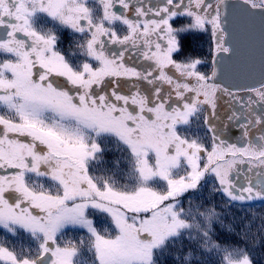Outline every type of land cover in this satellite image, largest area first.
<instances>
[{
	"label": "snow or ice",
	"instance_id": "6c2138e0",
	"mask_svg": "<svg viewBox=\"0 0 264 264\" xmlns=\"http://www.w3.org/2000/svg\"><path fill=\"white\" fill-rule=\"evenodd\" d=\"M223 4L0 0V229L17 238H0V264H255L264 216L248 202L264 201V75L239 97L210 83L215 71H198L200 59L173 56L184 34L209 26L213 60L230 51ZM243 4L264 21V0ZM179 18L186 22L174 26ZM49 22L82 35L80 63L58 50ZM221 91L240 105L228 119L243 130L241 146L221 140L213 122ZM253 127L260 135L251 138ZM104 141L120 155L106 160ZM208 174L219 208L183 207L178 198ZM89 209L106 214L111 229L99 231ZM69 224L87 229V239L61 245ZM217 225L244 246L217 242Z\"/></svg>",
	"mask_w": 264,
	"mask_h": 264
},
{
	"label": "water",
	"instance_id": "95a60500",
	"mask_svg": "<svg viewBox=\"0 0 264 264\" xmlns=\"http://www.w3.org/2000/svg\"><path fill=\"white\" fill-rule=\"evenodd\" d=\"M213 0H208L212 2ZM221 27L228 53H216L212 61V82L227 89H243L264 75V21L243 0H224Z\"/></svg>",
	"mask_w": 264,
	"mask_h": 264
},
{
	"label": "trees",
	"instance_id": "16d2710c",
	"mask_svg": "<svg viewBox=\"0 0 264 264\" xmlns=\"http://www.w3.org/2000/svg\"><path fill=\"white\" fill-rule=\"evenodd\" d=\"M186 20L184 18H181V22L178 23V25L185 23ZM56 28V33L57 34H63L66 29L63 26L52 24ZM210 31V26L209 30ZM200 38H196V44H192L193 40L195 38L190 37L188 34H185L183 37V52L188 53L189 56L191 57H198L203 55L205 52H207L206 57L210 58L212 55L211 49L208 48V43L206 40H203L202 33L205 32H200ZM199 33H196V35ZM58 39L62 40V43L64 42V37L58 35ZM185 43V44H184ZM61 43H58L57 47L58 50H60L62 53H64L66 56H68L71 60L74 59L73 54L75 53V50L70 46H68L69 49H61L60 47ZM210 46V43H209ZM69 52H72L69 55ZM74 64L80 63L81 61H72ZM211 62L212 61H202L201 64L197 66L198 71L201 73H204L206 75L210 76L211 72ZM112 81V80H111ZM107 86V85H105ZM107 88V87H106ZM201 127L199 128V134L204 138L205 143L209 147V142H210V136L209 132H207V129L202 126V120L200 122ZM196 125H193V129L195 130ZM104 146L106 149L105 153V159L108 161H111L115 157L119 156L120 153L116 148V145L114 142L108 143L107 141H104ZM215 183V177L211 174H208L205 176V178L200 182V188L197 190L195 193H192L191 191L189 193L183 194L181 197H179V201L182 204L183 207L187 208L189 206V201L191 200V203L193 207L196 205H203L204 207H211L213 205L220 206L221 204V199L222 196L220 194H214V196H209V192L212 190L213 184ZM249 204L252 205L250 211L255 212L257 217L264 216V201H251L248 202ZM233 212L236 213L237 216L242 215L241 212L238 211V209H233ZM88 217H90L94 223V226L101 231L102 233L104 230L111 229V222L110 219L107 217L106 214L100 213L97 210L94 209H89L88 212ZM257 223H259V219H257ZM255 229V225L253 226ZM21 231V238H23L24 234ZM88 232L85 229L75 227V226H65L60 233H58V242L63 245L66 242L72 241L78 243L81 239H87L88 237ZM0 238H8L9 240H16L17 238L11 237L10 234L6 233L5 230L0 229ZM214 239L217 240V242L221 244H239L240 246H244L243 241L238 240L235 236H228L224 234L220 229L219 226H216V230L214 233ZM24 243H28V241L25 239L23 241ZM251 250V249H250ZM252 251V257L255 262V264H264V246L257 247ZM163 264H172L171 258H168L166 261L163 262Z\"/></svg>",
	"mask_w": 264,
	"mask_h": 264
},
{
	"label": "flooded vegetation",
	"instance_id": "af4514ba",
	"mask_svg": "<svg viewBox=\"0 0 264 264\" xmlns=\"http://www.w3.org/2000/svg\"><path fill=\"white\" fill-rule=\"evenodd\" d=\"M213 5H215L216 0H213L212 2ZM181 22V18H179L176 22L174 26H179L178 23ZM54 22H49L46 27L47 28H51L53 31H55L56 27L54 25ZM66 31L63 34H57L64 37V42L62 43V40L58 39L59 43H61L60 47L61 49L65 48V49H69L68 46H70L75 50V53L73 54L74 59L72 61H82L84 58L82 56H80L76 45L78 42H80L83 37L81 34L79 33H74L71 29L69 28H65ZM56 32V31H55ZM126 32V29H122L120 31L121 35H124ZM211 29L209 32H205L202 33V39L206 40L208 43V48L212 49L213 45L211 42ZM185 35V34H184ZM183 35V37H184ZM190 37L195 38L192 42V44H196V38H200L201 33L197 34L193 33V34H188ZM183 37H182V41H183ZM210 43V46H209ZM185 44V43H184ZM227 47V46H225ZM183 42H182V50L179 54H173L174 59H176L177 61L183 60L186 57H191L189 56L188 53H184L183 52ZM72 52H69V55ZM64 54V53H62ZM207 52H205L203 55L198 56V57H191L194 59H200L201 61H213V55L210 56V58L206 57ZM125 61H133V60H129L127 57L125 58ZM211 66H212V62H211ZM210 76H211V72H210ZM215 84V83H214ZM218 85V84H217ZM220 86V85H219ZM220 88L223 89H227L224 88L222 86H220ZM134 91V90H133ZM228 91L236 94L239 97H245V93L243 91H241V89H228ZM219 99L217 101L218 103V108H217V115L216 117H213V122L216 126L217 132L220 136V139L223 140L225 143L227 144H236L237 146H241L244 143L243 140V130L239 127V123L235 120H229L228 117L231 115V113L233 111H239L240 109V105L238 103H236L235 101L229 103L228 101L230 100V97H228L227 95H225L223 93V91H221L220 93L217 94ZM253 110L255 111V113L258 115L261 112V106L260 105H253ZM209 112H211V110L209 109ZM242 122V121H241ZM250 131V137L254 138L260 135V131L258 130V127H253L249 129ZM209 136H210V142H209V150L211 148V137H212V133L209 132ZM219 142V141H217ZM239 168H243L246 169V165H242V166H238ZM239 182L241 184L244 183V180L241 178L239 180Z\"/></svg>",
	"mask_w": 264,
	"mask_h": 264
},
{
	"label": "rangeland",
	"instance_id": "374dc122",
	"mask_svg": "<svg viewBox=\"0 0 264 264\" xmlns=\"http://www.w3.org/2000/svg\"><path fill=\"white\" fill-rule=\"evenodd\" d=\"M125 62H126L127 64H129L130 66L133 65V61H125ZM93 63H94V62H93ZM59 79L63 80V78H59ZM113 79H116V78H112V77L106 78V83H105V85H107V86H104V87H105V90H106L107 92H109V94H110V92H111V90H112L113 88H116V87H117L116 84H113V83H112L111 80H113ZM130 83H131V81L128 82L129 85H130ZM210 83H213L212 80L210 81ZM120 84H121V85H125V80H124V78H120ZM106 87H107V88H106ZM118 90L122 91L124 94H130V93H129L128 86H124V87H122V88H120V89H118ZM133 90H134V89H133ZM217 104H218V103H217ZM180 174H183V172L181 171ZM88 218L91 219L90 217H88ZM91 220H92V219H91ZM66 226H68V227L75 226V227H79V228H81V227L78 226V225H71V224L66 225ZM82 229H85V228H82ZM85 230H87V229H85Z\"/></svg>",
	"mask_w": 264,
	"mask_h": 264
}]
</instances>
